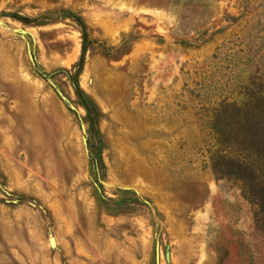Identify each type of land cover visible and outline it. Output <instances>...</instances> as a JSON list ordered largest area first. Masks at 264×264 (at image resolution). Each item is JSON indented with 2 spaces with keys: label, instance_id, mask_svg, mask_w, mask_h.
I'll return each instance as SVG.
<instances>
[{
  "label": "rangeland",
  "instance_id": "rangeland-1",
  "mask_svg": "<svg viewBox=\"0 0 264 264\" xmlns=\"http://www.w3.org/2000/svg\"><path fill=\"white\" fill-rule=\"evenodd\" d=\"M263 144L264 0H0V264H264Z\"/></svg>",
  "mask_w": 264,
  "mask_h": 264
},
{
  "label": "trees",
  "instance_id": "trees-1",
  "mask_svg": "<svg viewBox=\"0 0 264 264\" xmlns=\"http://www.w3.org/2000/svg\"><path fill=\"white\" fill-rule=\"evenodd\" d=\"M85 49L86 48L84 47L80 65H83L84 63ZM86 108L88 110V116H91L90 106L86 105ZM262 147L264 148V144ZM222 161L228 163L224 158H222ZM228 164L230 167H226L225 165L224 167L221 165H214L216 173L220 175L231 173L242 180L250 182V191H248L247 196L258 206L256 220L258 226L264 229V162H260L257 158L253 160L250 159L248 162L233 159L229 161Z\"/></svg>",
  "mask_w": 264,
  "mask_h": 264
},
{
  "label": "water",
  "instance_id": "water-1",
  "mask_svg": "<svg viewBox=\"0 0 264 264\" xmlns=\"http://www.w3.org/2000/svg\"><path fill=\"white\" fill-rule=\"evenodd\" d=\"M60 94H61V92H60ZM61 96L63 97V99H64L66 102H68V103H69V101L67 100V98H65V97H64L62 94H61ZM71 107H72V108H74L72 105H71ZM50 241H51V243H52V241H53V238H51V240H50Z\"/></svg>",
  "mask_w": 264,
  "mask_h": 264
}]
</instances>
